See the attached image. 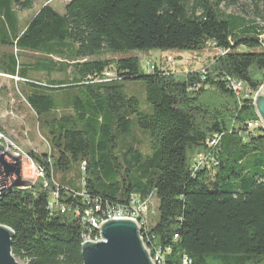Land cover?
Segmentation results:
<instances>
[{
  "label": "trees",
  "instance_id": "16d2710c",
  "mask_svg": "<svg viewBox=\"0 0 264 264\" xmlns=\"http://www.w3.org/2000/svg\"><path fill=\"white\" fill-rule=\"evenodd\" d=\"M31 3L0 0V74L49 141V153H28L47 185L0 199L12 257L83 264L85 236L96 235L86 212L101 216L132 196L149 209L155 195L158 221L148 230L143 217L141 236L165 264H264V130L248 127L260 123L252 96L264 85V0H69L63 14L46 3L20 28L15 8ZM210 47L218 54L203 72L145 74L126 56ZM231 81L252 95L236 96ZM199 157L215 163L198 167ZM71 163L81 192L54 181ZM54 193L64 214L49 206Z\"/></svg>",
  "mask_w": 264,
  "mask_h": 264
},
{
  "label": "rangeland",
  "instance_id": "374dc122",
  "mask_svg": "<svg viewBox=\"0 0 264 264\" xmlns=\"http://www.w3.org/2000/svg\"><path fill=\"white\" fill-rule=\"evenodd\" d=\"M25 1L27 0H19V2ZM68 1L69 0H50L48 2V0H31V10L28 11H24L20 7H16L15 10L18 13L20 19L19 27L23 28L25 26V23L30 18H32L35 13L46 3L51 4L59 14H63L64 7ZM243 4L244 5H242L243 7L241 8L245 10L248 16L250 18L254 16V14L252 13L254 11H252L250 3ZM228 12L238 13L236 9H229ZM257 22L262 23L260 19H257ZM261 39L264 41V36H262ZM216 54H218V52L210 47L202 53H163L160 51H152L148 54H142L140 52H130L126 56L137 57L140 60V64L144 73L149 74L153 69L152 67L158 68L163 71H171L177 73L188 71L203 72L205 66ZM108 57L110 56L106 55L103 58ZM53 78L57 79L59 78V76L54 75ZM8 79L11 78L0 77V136L2 137V139H0V145L4 147L5 151L9 150L13 153L18 154L28 163L32 171L31 184H35L39 180L42 181L44 185L46 183L45 172L43 178H36V169L41 168L43 170V168L37 165L28 156V153H49L48 138L43 130L39 131L36 118L28 108L22 105L24 104L23 100L19 97L17 91H14L12 89V83L7 81ZM39 79L44 83L47 80V77L45 75H40ZM12 80L13 84H16L18 81L17 78L16 80ZM139 100L141 101L140 103L143 104V101L140 98ZM143 150L144 152H146L145 148ZM54 181L57 183V185L69 191L81 192L83 190L82 173L80 172L79 164L77 163H71L69 169L66 171H59L55 169ZM19 188H26V186L22 185ZM144 215L145 223L148 230H150L156 225L159 218L158 201L155 195L152 196L149 204V209L144 212ZM140 229L142 230V228ZM141 230L140 238L142 240ZM15 261L18 264H24L20 260Z\"/></svg>",
  "mask_w": 264,
  "mask_h": 264
},
{
  "label": "water",
  "instance_id": "95a60500",
  "mask_svg": "<svg viewBox=\"0 0 264 264\" xmlns=\"http://www.w3.org/2000/svg\"><path fill=\"white\" fill-rule=\"evenodd\" d=\"M264 130V85L253 100ZM32 182L28 163L18 154L0 145V199L11 189ZM101 241L88 240L81 245L83 264H154L139 236L138 224L128 218L106 220L98 227ZM13 232L0 225V264H18L10 252Z\"/></svg>",
  "mask_w": 264,
  "mask_h": 264
},
{
  "label": "built area",
  "instance_id": "2783aa9c",
  "mask_svg": "<svg viewBox=\"0 0 264 264\" xmlns=\"http://www.w3.org/2000/svg\"><path fill=\"white\" fill-rule=\"evenodd\" d=\"M104 76H112V80L115 79V75L111 72H106L104 74ZM103 76V78H104ZM0 77H4L6 78V75H2L0 74ZM14 80H16V78H13ZM102 82H104V79L101 80ZM229 87L230 89H232V91L235 93L236 96H240L243 95L246 98H248L249 96L252 95V93L250 92L249 89H247L245 87L244 84H242L241 82H237V81H231L229 83ZM254 98V95L252 96ZM258 125L262 127V123H249L248 127L250 129H254L257 128ZM0 139H2V137L0 136ZM211 146L215 145V143H213V141L210 143ZM209 160V162L211 163H215V160L213 158H205V157H199L197 159L196 162V166H202L205 163H207ZM44 177V171L41 168H37L36 169V178H43ZM47 183L44 184V186H46ZM57 199H58V194L54 193L51 197V205H52V210H57L59 211L61 214H64L66 209L64 206L59 205L57 203ZM138 200V197L136 196H132L129 200V203L125 206H121V207H116V208H112V209H106L101 213V216H96L94 215L91 211L90 212H86L85 217L83 218V221L85 222V224L88 225V227L92 230H95L96 235L91 236V234H87L85 236V242L86 240L92 242V243H96V236H100L98 227H99V221H102V219H104V217H117V218H128V219H132L134 220L137 224H138V219H137V213H135V201ZM147 209H148V205H147ZM96 211L100 212V208L99 207H95ZM146 249H149L146 245ZM154 253H156L157 259L159 260V264H165L164 263V254L165 252L162 251L161 249H156L153 250ZM169 250H166V253H168ZM183 264H190V261L184 257L183 259Z\"/></svg>",
  "mask_w": 264,
  "mask_h": 264
},
{
  "label": "bare ground",
  "instance_id": "6f19581e",
  "mask_svg": "<svg viewBox=\"0 0 264 264\" xmlns=\"http://www.w3.org/2000/svg\"><path fill=\"white\" fill-rule=\"evenodd\" d=\"M112 80V76H105V81H110ZM260 122V121H259ZM214 143V142H213ZM147 205H148V202L144 203V204H140L138 202H135V213H137V219H138V226H139V231L141 230L140 228L142 227V224H143V220L142 218L145 217L144 215V212L147 210ZM50 207L52 205H49ZM113 218H117V217H104V219L99 222V226L102 222L106 221V220H111ZM144 227V226H143ZM100 233V232H99ZM139 236H140V233H139ZM141 239V238H140ZM101 241V238L99 236V238L96 240V243L97 242H100ZM85 242V241H84ZM83 242V243H84ZM144 245V244H143ZM145 247V246H144ZM146 248V247H145ZM150 253V252H149ZM148 253V254H149ZM150 256V254H149ZM152 257V258H151ZM150 259L153 261L154 264H159V260L157 259V256H156V253H153L151 256H150Z\"/></svg>",
  "mask_w": 264,
  "mask_h": 264
}]
</instances>
